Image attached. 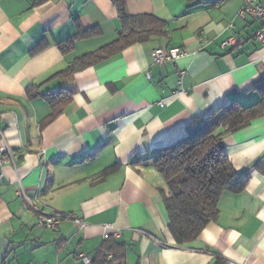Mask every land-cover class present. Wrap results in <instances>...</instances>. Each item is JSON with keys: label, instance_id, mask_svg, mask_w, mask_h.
Returning a JSON list of instances; mask_svg holds the SVG:
<instances>
[{"label": "crops", "instance_id": "1", "mask_svg": "<svg viewBox=\"0 0 264 264\" xmlns=\"http://www.w3.org/2000/svg\"><path fill=\"white\" fill-rule=\"evenodd\" d=\"M214 1L124 0L128 15H154L167 22V33L61 76L118 38L113 1L0 0V127L12 154L0 167V262L83 264L78 253L93 258L115 242L116 264H264V116L224 137L248 184L223 193L217 219L189 243L178 244L169 228L166 182L151 160L194 118L261 99L264 42L256 33L264 22L240 18L241 0ZM68 40L74 47L64 53L60 44ZM158 48L186 54L155 64ZM180 81L184 93L177 94ZM32 86L72 96L49 121L51 107L29 95ZM137 155L146 164L133 165ZM22 189L41 213L75 214L84 226L65 219L54 230L40 228V212Z\"/></svg>", "mask_w": 264, "mask_h": 264}, {"label": "trees", "instance_id": "2", "mask_svg": "<svg viewBox=\"0 0 264 264\" xmlns=\"http://www.w3.org/2000/svg\"><path fill=\"white\" fill-rule=\"evenodd\" d=\"M46 0H37V4ZM122 20V31L112 43L85 54L75 60L61 76H72L94 66L137 43H143L155 36L167 33V22L154 15L130 16L126 12L124 0H112ZM219 1L215 0L214 2ZM223 1V0H222ZM97 29L80 32L78 36L88 37ZM74 47V40L60 44L66 53ZM262 81L255 83L254 88ZM31 97H43L51 107L48 120L59 116L69 103L72 93L59 90L55 93H39L37 88H28ZM261 99L251 106H243L234 101L226 107L209 111L191 120L186 133L174 142L157 148L153 153L152 165L166 182L162 198L169 217V228L178 244L195 240L202 231L219 215V202L223 193H241L248 184V177L236 171L230 161L224 137L247 127L253 120L264 116V87ZM140 155L133 165L146 164ZM118 165L105 169L104 178L117 169ZM118 244L109 243L92 258V264H116L120 256L115 251Z\"/></svg>", "mask_w": 264, "mask_h": 264}, {"label": "built area", "instance_id": "3", "mask_svg": "<svg viewBox=\"0 0 264 264\" xmlns=\"http://www.w3.org/2000/svg\"><path fill=\"white\" fill-rule=\"evenodd\" d=\"M243 3V6L238 14L240 18H245L248 15L253 16L255 19H257L260 22H264V3L260 2V0H241ZM256 37L260 42H264V32L262 29L258 30L256 33ZM230 43L234 42L233 39L229 41ZM227 42V43H229ZM226 43V44H227ZM185 51L183 49H164V48H158L153 53V61L155 64H164L166 62H174L178 60L179 58L185 56ZM184 72L180 73V76H183ZM180 92L177 94L184 93L182 91L181 81L179 83ZM164 105V103H161ZM0 167L4 165L8 157H12L10 148L6 142L5 135L3 133L2 128L0 127ZM4 178V174L0 173V181H2ZM21 196L23 200L26 202V204L34 211V212H40V216H38V226L42 229H49L54 230L58 228V226L64 221L65 219L72 220L76 224H78L80 227L84 226V221L77 217L75 214H53V215H45L41 213L40 209L29 199V197L26 195L24 190H21ZM106 229L112 228L111 224H108L105 226ZM119 235V234H118ZM107 237V236H106ZM77 257L83 262V264H92V258L89 255H86L85 253H78ZM0 264H6L4 262H0Z\"/></svg>", "mask_w": 264, "mask_h": 264}]
</instances>
